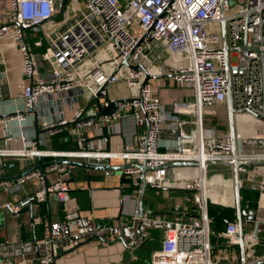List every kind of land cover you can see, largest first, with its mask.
Instances as JSON below:
<instances>
[{"label": "built area", "instance_id": "1", "mask_svg": "<svg viewBox=\"0 0 264 264\" xmlns=\"http://www.w3.org/2000/svg\"><path fill=\"white\" fill-rule=\"evenodd\" d=\"M62 1L10 0L9 13L0 20V38L12 37L22 57L24 77L18 86L24 108L9 116L0 112V125L25 123L33 109L42 129L55 133L68 123L78 128L94 127L101 142L97 147H86V138L82 137L76 149L47 150L40 148V139L31 137L23 127L18 132L5 127L0 168L10 160L37 156L97 164L107 159L145 164L155 168L145 172L147 188L184 191L166 212L144 207L143 203L133 211L135 219L160 222L166 227L161 247L152 254L150 264H264V241L259 235L262 224L255 231V222L244 220L243 258L236 248L240 244L238 221H228L221 229L211 226L207 175L210 161H231L234 157L254 161L239 166L240 182L243 187L264 191V0H244L234 9L231 0H65L64 11L58 15ZM222 21L228 36L237 154L232 152L230 132L217 133L204 126L206 110L227 101ZM32 37H39L33 46H41L43 39L48 42L40 56L33 50ZM40 60L51 68L46 73L41 71ZM157 62L161 63L159 68ZM159 70L190 90L192 97L175 99L168 110L149 78ZM122 80L132 89V95L122 100L108 98L109 86ZM86 92L93 100L99 99L105 110L113 103L117 105L116 110L99 115V127L93 115L86 116L82 108L74 107L78 96ZM65 107L73 111L69 118ZM51 110L54 116L46 114ZM121 110L144 114L148 129L137 137L136 148H103L110 137L104 135L103 128L120 132ZM241 117L250 125L244 128ZM166 123L174 132L180 131V143L162 142ZM186 125L192 128L190 133ZM174 161L196 162L199 173L186 178L170 176L167 164ZM66 170L65 164H53L17 180L1 181L11 193L32 178L39 182L33 195L9 206L12 212L18 214L32 201L42 202L49 196L68 204V180L48 179L50 172ZM123 173L141 191L142 170L127 168ZM244 207L252 209L247 203ZM38 244L42 246L38 258L23 255L22 260H0V264H52L54 256L75 248L80 240L69 219L55 220ZM223 249L233 250L223 257L214 256L215 251Z\"/></svg>", "mask_w": 264, "mask_h": 264}, {"label": "crops", "instance_id": "2", "mask_svg": "<svg viewBox=\"0 0 264 264\" xmlns=\"http://www.w3.org/2000/svg\"><path fill=\"white\" fill-rule=\"evenodd\" d=\"M9 10L10 0H0V20L6 18ZM36 48L33 46L34 51ZM35 53L40 56L43 52L35 51ZM40 64L43 73L51 69L47 63H43V66L41 60ZM160 64L157 62L156 66L159 68ZM0 74L3 76L0 80V112L9 116L24 108V101L20 97L18 86L24 77L22 57L10 36L0 38ZM150 82L168 110L171 109V104L175 99L192 97L190 90H186L173 77L161 73L160 70L150 77ZM108 91L107 97L117 100L126 99L132 95V89L123 80L110 85ZM74 107L82 108L86 116L93 115L97 120L101 113L113 110L117 108V105L113 103L111 108L105 110L99 99L93 100L86 92L78 96V102ZM65 109H67L66 117H71L73 111L67 107ZM121 113L124 116L118 121L120 122V132H110L108 127H102L104 135L110 136L103 148L120 149L124 146L136 148L137 137L147 131L148 122L144 114L134 113V110H121ZM216 113L221 115L217 116V124L211 126L208 123L207 125L210 126L208 127L206 120L211 122L213 118L211 115ZM46 114L54 116L52 110ZM204 118L205 128H213L217 133L230 132L227 101L208 108ZM239 120L244 127V117ZM36 121L38 129L41 130L38 133ZM99 124L100 121L97 120L96 127H99ZM168 125L171 124L166 123L161 132L162 142L179 141L177 132L171 130ZM5 127L13 132H18L23 127L24 132L34 139L39 137L40 148L47 150L76 149L80 147L79 140L82 137L86 138V147H90V144L97 147L101 142V135L94 127L78 128L76 124L68 123L59 127L55 133L42 129L37 112L36 114L34 112L27 113L25 123L14 121L7 126L0 125V142L3 139V128ZM63 130H66L67 133L62 141L67 142L68 145L66 148H56V136ZM185 130L190 133L192 128L186 125ZM43 159L48 162L53 158ZM76 160L86 161L84 159ZM36 162L37 157L24 158L19 161L10 160L8 167L6 166L7 169L0 168V175H18ZM110 162L113 165L123 164L120 160H110ZM90 163L97 164L93 161ZM105 163L106 160L98 164ZM12 164H14L13 167ZM65 165L66 172H50L48 179L51 182L58 178L68 180L71 187L70 202L68 204L60 203L57 198L49 196L43 201L45 202V217L39 213L37 204L39 202L34 204V220L31 211L25 210L26 207H23L18 214L13 213L9 207L11 204L33 195L39 189V182L36 178L28 180L22 189L14 193L0 184V236L2 238L0 240V260L15 262L22 260L24 256L25 258H38L42 252V246L38 244L40 238L36 237L38 223H42V221L46 223L47 233L51 221L69 219L71 229L77 234L80 244L71 250L60 251L61 256L57 258L56 264H150L152 254L161 247L166 227L160 222L135 219L133 211L138 203H143L144 207L166 212L168 211L166 208H170L176 200L182 198L184 191L179 188L163 190L147 188L142 196V185L141 191H139L132 182L126 183L128 176L126 177L123 171L107 172L85 166ZM168 169L169 175L176 178L192 177L199 173L196 165L169 166ZM207 175L211 202L216 206L235 208L233 166L209 164ZM245 204L243 205L245 206ZM66 208H69L70 212ZM255 210L257 217L264 220V191L259 193L258 205ZM224 224L221 226L224 227ZM24 233L28 235L27 238ZM259 235L264 241V224L260 226ZM236 248L240 251L239 246ZM261 249H263V245L259 246V250ZM232 250L215 251L214 256L223 257L231 254Z\"/></svg>", "mask_w": 264, "mask_h": 264}, {"label": "water", "instance_id": "3", "mask_svg": "<svg viewBox=\"0 0 264 264\" xmlns=\"http://www.w3.org/2000/svg\"><path fill=\"white\" fill-rule=\"evenodd\" d=\"M64 2L63 0L60 4V12L58 15H61L62 12L64 11ZM221 28H222V38H223V48L225 51V72L227 74V81H228V94H227V103H228V119H229V131H230V136H231V141H232V152L233 154H237L238 151V143H237V134H236V122H235V107H234V102L232 98V93L230 90V76H229V62H228V53H229V46H228V36H227V30H226V23L225 21L221 22ZM128 58L125 59L127 61ZM150 78V77H149ZM116 110L113 109L112 111ZM30 112H36L31 109ZM36 127H37V133L40 132L41 130L38 129V122L36 121ZM177 134L180 139V131H177ZM38 137V136H37ZM39 139V137H38ZM180 143V140L178 141ZM249 163H255L254 161H241L237 157H234L231 161H210L207 164H228L233 166V181H234V191H235V199H236V214H237V221H238V227H239V236H240V251H241V256L243 258L244 256V241H243V236H244V220L245 219H251L255 222V231H257L259 224H264L263 220H259L257 218V211L254 209H247L243 206L242 203V190L243 189H254L256 191H259L256 188H251V187H243L240 182V174H239V166L241 164H249ZM53 164H68L72 166H85V167H90V168H96V169H102L107 172H118V171H123L127 168H140L142 170V196H144L145 189L148 187V185L145 183L144 180V175L147 170H154L155 168L153 167H148L145 164H138V163H123L121 165H113L111 164L110 160L107 159L105 164H94L90 163L88 161H78L74 159H69L65 157H58L56 159L49 160L48 162L44 161L43 157L37 156V162L29 167L28 169L22 171L18 175H0V181L3 180H17L18 178H21L25 176L26 174L33 172L37 168H40L42 171L45 170L46 167L53 165ZM180 165H196V162H190V161H174L170 162L167 164V166H180ZM14 164H12V167ZM49 185L48 179L46 180V186ZM143 202V200H142ZM36 201H32L29 203L25 210H30L32 213V219L34 220V215H33V209H34V204ZM229 220H225V223H227ZM61 255L54 256L52 259V264H56L57 258H59Z\"/></svg>", "mask_w": 264, "mask_h": 264}, {"label": "trees", "instance_id": "4", "mask_svg": "<svg viewBox=\"0 0 264 264\" xmlns=\"http://www.w3.org/2000/svg\"><path fill=\"white\" fill-rule=\"evenodd\" d=\"M38 39V37H32L31 38V43L34 44V42ZM48 45V42L46 39H43L42 45L41 46H36L37 48L35 49L36 52L42 53L45 51L46 47ZM66 130H63L59 135L56 136V148H66L68 145L67 142L62 141V138L66 135ZM8 167V166H7ZM7 167H5L7 169ZM131 183L132 178L127 177L126 178V183ZM242 199H243V204L247 203L250 208L256 209L258 205V200H259V191H256L254 189H243L242 190ZM38 204V210L40 211L39 213L42 214L43 217H45V202H39ZM209 215L212 218L211 221V226L215 229H221L223 226L221 224L225 223V220L229 221H236L237 220V214H236V209L233 207H228V206H216L213 204V202H209ZM37 238H43L47 231V225L44 221L42 223H38V226L36 228ZM25 237L27 238V234L24 233ZM0 236V240H1Z\"/></svg>", "mask_w": 264, "mask_h": 264}, {"label": "rangeland", "instance_id": "5", "mask_svg": "<svg viewBox=\"0 0 264 264\" xmlns=\"http://www.w3.org/2000/svg\"><path fill=\"white\" fill-rule=\"evenodd\" d=\"M243 1H244V0H231V1H230V6H231L232 8H233V7L236 8L237 5H239V3H242ZM234 8H233V9H234ZM211 116H213L211 122L206 120V125H207L208 123H210L211 126H213V124H217V118L220 117L221 115H220L219 113H216L215 115H211ZM217 116H218V117H217ZM246 120H247V119L244 117V120H243V121H244V122H243V123H244V128L247 127L248 125H250L249 122H246ZM245 122H246V123H245ZM207 126L210 127L209 125H207ZM249 128H250V127H249ZM245 229H247V227H246Z\"/></svg>", "mask_w": 264, "mask_h": 264}]
</instances>
